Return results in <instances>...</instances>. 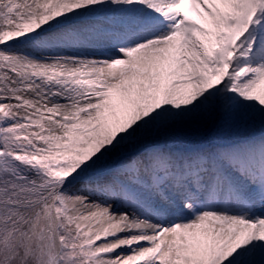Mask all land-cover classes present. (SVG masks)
Instances as JSON below:
<instances>
[{
    "label": "snow or ice",
    "instance_id": "1",
    "mask_svg": "<svg viewBox=\"0 0 264 264\" xmlns=\"http://www.w3.org/2000/svg\"><path fill=\"white\" fill-rule=\"evenodd\" d=\"M0 264H264V0H0Z\"/></svg>",
    "mask_w": 264,
    "mask_h": 264
},
{
    "label": "rangeland",
    "instance_id": "2",
    "mask_svg": "<svg viewBox=\"0 0 264 264\" xmlns=\"http://www.w3.org/2000/svg\"><path fill=\"white\" fill-rule=\"evenodd\" d=\"M226 139H228V137L222 136L212 129H204L192 135L187 143L191 146L212 147L224 142Z\"/></svg>",
    "mask_w": 264,
    "mask_h": 264
}]
</instances>
